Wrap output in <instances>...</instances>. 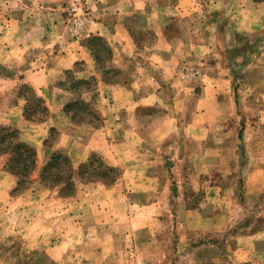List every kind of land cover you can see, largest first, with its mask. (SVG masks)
Segmentation results:
<instances>
[{
	"label": "rangeland",
	"instance_id": "1",
	"mask_svg": "<svg viewBox=\"0 0 264 264\" xmlns=\"http://www.w3.org/2000/svg\"><path fill=\"white\" fill-rule=\"evenodd\" d=\"M81 2L75 0L66 11L70 16L67 27L70 36L83 39L87 47L86 40L94 34L85 36L88 12ZM205 3L218 11L212 16L222 20L225 29L238 16L233 15L230 0ZM9 4L0 2V15ZM140 18L133 13L126 23L136 38L152 41V32L136 31ZM165 28L178 39L177 34L184 36L188 26L178 19ZM256 33L257 37L240 39L239 44L229 38L225 44L218 42V55L211 59L180 62L177 78L187 86L179 89L192 88L193 97L203 93V101L187 102L188 107L197 104L203 111L191 119L186 104L178 103L179 112L167 110L161 158H147L152 147L156 150L154 143L147 147L142 143L138 151L145 154L135 160L129 158L136 151L131 143L120 150L113 137L100 139L95 131L103 128V118L82 124L87 125L81 127L88 129L85 132L76 125L78 138L99 145L90 146L74 165L96 154L121 168L120 179L104 185L76 177L74 195L65 197L58 188L41 182L40 171L47 159H39L24 191V203L16 208L0 207V264H264V31ZM102 50L100 58L89 50L93 65L105 79H117L121 70L107 59L105 44ZM65 71L52 76L50 83L52 99L62 107L69 98L60 84L67 79ZM14 73L0 64L1 82ZM23 84L27 83H7L1 103H28L27 95L19 91ZM97 85L88 98L100 113L99 96L94 92ZM176 113L181 114V122L171 116ZM139 114L144 131L141 125L150 113L144 108ZM51 128L55 129L53 136ZM157 132L153 127L147 130L151 137ZM125 134L131 140V132ZM59 135L57 127L50 126L44 143L54 146ZM57 150L69 154L67 148ZM53 151L48 149V157ZM5 162L0 157V170H5ZM14 181L7 202L17 196L12 194L16 176ZM19 206H27V213H21Z\"/></svg>",
	"mask_w": 264,
	"mask_h": 264
},
{
	"label": "crops",
	"instance_id": "2",
	"mask_svg": "<svg viewBox=\"0 0 264 264\" xmlns=\"http://www.w3.org/2000/svg\"><path fill=\"white\" fill-rule=\"evenodd\" d=\"M6 1H9V7L0 15V64L14 69L15 73L2 78V82L0 80V103L2 97L7 95L4 94L7 83H27L48 102L51 115L43 122L29 121L24 116L25 104L1 103L0 124L16 127L22 140L36 147L38 160L42 161L49 158L48 149L67 148L76 164L82 161L83 153H87L90 146L99 145L97 141L78 138L75 126L85 132L88 129L81 127L87 125L73 122L63 113L61 102H54L50 86L52 76L64 70L77 69L75 74L79 78L95 77L98 85L94 92L99 96V109L104 121L103 128L95 131V134L100 139L113 137L120 150L131 143L136 151H132L129 158L135 160L142 159L145 154L138 151L142 149V143L147 144L145 147L151 143L157 144L156 150L152 147L147 158L153 159L157 155L159 159L164 154L160 146L166 138L162 129L169 116L167 110L179 112L178 103L180 106L186 104L185 112L188 110L191 113V119L203 111L197 104L187 106L188 100L194 103L203 101V93L199 96L195 93L193 97L192 88L179 89L186 85L179 84L177 78L180 62L199 63L203 58L211 59L218 55L219 43L225 44L226 39L239 44L240 39L257 37L256 32L264 31V1L230 0L233 15L238 16H234L233 22L230 21L225 29L222 20L212 16V12L216 15L218 11H213L207 3V6L202 5L203 0H81V5L88 12L85 36L94 34L105 37L113 49L112 66L122 72L117 79L108 81L93 65L83 39L72 38L69 34L67 26L70 16L66 11L75 0H12V3L11 0H0L4 6ZM248 7L252 10L248 11ZM133 13L141 16V24H138L136 31L152 32V41L140 40L132 33L135 30H130L126 17ZM226 14H229V9ZM178 19L188 28L184 36L179 32L178 39H174L165 27ZM78 65L82 67L77 68ZM144 108L150 115L141 125L146 129L142 131L140 114L137 113L144 111ZM155 111L158 113L154 114ZM171 116L176 123L179 118L180 122L182 120L180 113ZM50 126L57 127L60 135L55 145L49 148L44 139ZM152 127L158 130V137L147 134ZM126 130L131 132V140L126 136ZM100 134H103L102 138ZM14 180V175L0 170L2 208L7 205L16 208L25 199L27 193L23 192L7 202ZM26 207L19 206L18 210L26 214Z\"/></svg>",
	"mask_w": 264,
	"mask_h": 264
},
{
	"label": "trees",
	"instance_id": "3",
	"mask_svg": "<svg viewBox=\"0 0 264 264\" xmlns=\"http://www.w3.org/2000/svg\"><path fill=\"white\" fill-rule=\"evenodd\" d=\"M263 2L264 0H254ZM104 44L106 45L107 59L113 58V49L101 36L94 35L86 40V45L97 58L102 57ZM65 81L60 83L69 98L63 106V113L73 122L88 124L100 120L102 117L99 110L89 100L90 93L96 86L95 78H79L73 70L64 72ZM106 80L109 81L108 76ZM20 93L27 95L24 106V116L29 121L43 122L51 115L48 102L38 95L36 91L27 84L20 87ZM59 102V100H58ZM55 129L51 128V136ZM45 145L52 146L48 141ZM0 157L6 158L5 170L17 177L16 187L12 194L18 195L24 192L30 185L32 175L37 170L38 152L35 146L22 140L20 131L14 126H0ZM40 171V180L46 186L58 188L62 196L74 195L76 191V177L89 182H101L104 185H113L121 177V168L106 163L99 155L93 154L87 162L76 167L72 158L66 152L54 150Z\"/></svg>",
	"mask_w": 264,
	"mask_h": 264
}]
</instances>
